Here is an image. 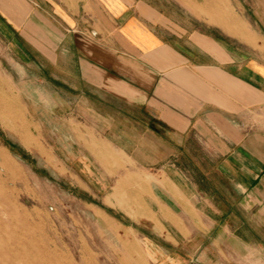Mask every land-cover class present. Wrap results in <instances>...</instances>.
Instances as JSON below:
<instances>
[{"label": "crops", "instance_id": "1", "mask_svg": "<svg viewBox=\"0 0 264 264\" xmlns=\"http://www.w3.org/2000/svg\"><path fill=\"white\" fill-rule=\"evenodd\" d=\"M176 2L188 10L205 1ZM244 9L255 44L149 0H0V34L22 71L35 69L34 81L52 89L33 96L32 76L22 75L29 115L79 154L161 166L165 195H206L196 172L210 186L219 175L260 196L264 0H244Z\"/></svg>", "mask_w": 264, "mask_h": 264}, {"label": "rangeland", "instance_id": "2", "mask_svg": "<svg viewBox=\"0 0 264 264\" xmlns=\"http://www.w3.org/2000/svg\"><path fill=\"white\" fill-rule=\"evenodd\" d=\"M149 1L255 44L244 0H204L188 10L176 0ZM22 65L0 34V264H264V195H246L219 175L210 186L196 172L206 195H165L161 166L79 154L29 115L22 75L32 76L33 96L52 89Z\"/></svg>", "mask_w": 264, "mask_h": 264}, {"label": "bare ground", "instance_id": "3", "mask_svg": "<svg viewBox=\"0 0 264 264\" xmlns=\"http://www.w3.org/2000/svg\"><path fill=\"white\" fill-rule=\"evenodd\" d=\"M1 93H2V92H1ZM0 100H1V99H0ZM8 100H9L8 98H6V99L4 98V100H3V104H4L5 107H11V106H12L13 109H14V107L17 108V107H16L17 104H16L14 101H13L14 103H13V105H12V103L9 102ZM1 101H2V100H1ZM14 104H15V106H14ZM17 109H18V108H17ZM14 246H15V245H14ZM20 250H21V249H20ZM53 251H54V250H53ZM18 252H19V250H18ZM22 252H23V251H22ZM24 252H25V251H24ZM24 252H23V254H24ZM53 254H54V252H53ZM17 255H18V254H17ZM12 256H13V255H12ZM15 256H16V255H15ZM16 257H17V256H16ZM48 261H50V260H48ZM48 261H45V262H48ZM45 262H44V263H45ZM52 262H53V261H52ZM41 264H42V263H41ZM47 264H48V263H47ZM55 264H56V263H55Z\"/></svg>", "mask_w": 264, "mask_h": 264}]
</instances>
